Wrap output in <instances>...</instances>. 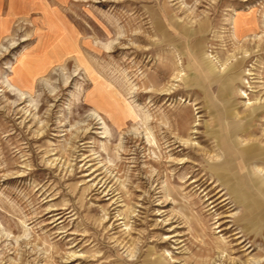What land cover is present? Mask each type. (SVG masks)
Here are the masks:
<instances>
[{
	"label": "rangeland",
	"instance_id": "obj_1",
	"mask_svg": "<svg viewBox=\"0 0 264 264\" xmlns=\"http://www.w3.org/2000/svg\"><path fill=\"white\" fill-rule=\"evenodd\" d=\"M0 264H264V0H0Z\"/></svg>",
	"mask_w": 264,
	"mask_h": 264
}]
</instances>
